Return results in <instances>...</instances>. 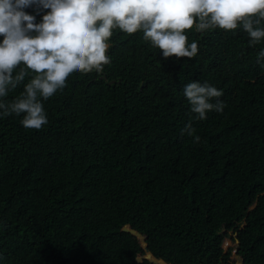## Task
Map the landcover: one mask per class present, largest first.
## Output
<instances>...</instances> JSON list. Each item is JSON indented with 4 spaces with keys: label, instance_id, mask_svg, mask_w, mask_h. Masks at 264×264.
<instances>
[{
    "label": "trees",
    "instance_id": "trees-1",
    "mask_svg": "<svg viewBox=\"0 0 264 264\" xmlns=\"http://www.w3.org/2000/svg\"><path fill=\"white\" fill-rule=\"evenodd\" d=\"M25 11L40 23L50 9ZM112 31L110 63L70 74L41 129L0 117V264H152L125 226L168 264H233L224 230L243 264H264V39L194 25L197 55L164 58L143 30ZM193 80L224 103L191 121L199 143L182 134Z\"/></svg>",
    "mask_w": 264,
    "mask_h": 264
},
{
    "label": "clouds",
    "instance_id": "clouds-1",
    "mask_svg": "<svg viewBox=\"0 0 264 264\" xmlns=\"http://www.w3.org/2000/svg\"><path fill=\"white\" fill-rule=\"evenodd\" d=\"M32 6L50 9L40 23L25 11ZM257 16L264 19V0H0V117L22 115L25 129H41L48 123L44 102L66 87L70 74L95 69L99 75L110 63L106 52L113 29L127 34L143 30L145 41L162 50L164 58H194L197 43L188 44L185 30L195 25L201 34L214 28L231 31L240 23L254 47L264 39V28L257 27L261 19H252ZM256 62L264 64V48ZM21 64L26 67L14 75ZM29 70L34 75L19 96L11 102L4 99L23 84ZM183 94L193 116L182 134L193 137L192 120L206 119L209 111H223L224 103L218 99L222 92L207 81L193 80ZM200 139L196 135L193 142ZM226 232L231 233H222ZM231 236L227 237L231 240Z\"/></svg>",
    "mask_w": 264,
    "mask_h": 264
},
{
    "label": "water",
    "instance_id": "water-1",
    "mask_svg": "<svg viewBox=\"0 0 264 264\" xmlns=\"http://www.w3.org/2000/svg\"><path fill=\"white\" fill-rule=\"evenodd\" d=\"M0 139H1V134H0ZM242 227H243V225H242ZM121 231L130 233L131 235L135 236L136 238L139 239L140 244L143 245L142 248H143L145 254L136 258L137 262H141L143 260H148L152 264H168L166 262H163L159 259L154 258L153 255L151 253H149V251L147 249V245L145 243L146 238L144 236H142L140 233H138L134 229L129 228L128 226L123 227ZM237 260H240V259L238 258Z\"/></svg>",
    "mask_w": 264,
    "mask_h": 264
},
{
    "label": "rangeland",
    "instance_id": "rangeland-1",
    "mask_svg": "<svg viewBox=\"0 0 264 264\" xmlns=\"http://www.w3.org/2000/svg\"><path fill=\"white\" fill-rule=\"evenodd\" d=\"M230 235H233V233L226 232V236H230ZM141 246H143V245H141ZM221 247H222L223 251H225L227 249H231L230 250L231 251V258L234 260L233 264H240V262L236 260L235 255H234V251L233 250H234L235 244L233 242H231L229 237L225 238L222 241Z\"/></svg>",
    "mask_w": 264,
    "mask_h": 264
}]
</instances>
